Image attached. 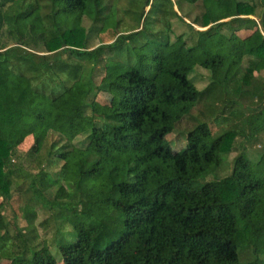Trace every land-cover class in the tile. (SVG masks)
Segmentation results:
<instances>
[{
  "label": "trees",
  "instance_id": "obj_1",
  "mask_svg": "<svg viewBox=\"0 0 264 264\" xmlns=\"http://www.w3.org/2000/svg\"><path fill=\"white\" fill-rule=\"evenodd\" d=\"M116 1L0 0V258L55 264L24 239L9 252L1 214L13 189L42 199L55 187L52 217L74 238L58 245L62 264H264V141L256 159L243 155L264 133V0H146L122 12L124 33ZM180 1L200 14L185 23ZM84 17L109 43L85 47ZM172 20L185 31L170 40ZM198 57L202 89L189 77ZM106 90L110 106L90 100ZM201 99L213 119L192 115ZM186 117L173 150L166 136ZM216 122L228 128L214 133ZM27 136L35 173L15 160ZM237 148L228 175L205 180Z\"/></svg>",
  "mask_w": 264,
  "mask_h": 264
},
{
  "label": "rangeland",
  "instance_id": "obj_2",
  "mask_svg": "<svg viewBox=\"0 0 264 264\" xmlns=\"http://www.w3.org/2000/svg\"><path fill=\"white\" fill-rule=\"evenodd\" d=\"M114 1V0H113ZM146 0H117V8L120 10L119 13V24L116 28V33H124L130 29L133 21L131 20V15H125V9H131L130 5L133 7L132 10H135L137 7H142ZM178 1V0H176ZM251 3H255L257 7L256 0H245ZM130 3V4H129ZM200 4L196 3L195 5H188L184 2H179V6H174V10H177V14L183 18L185 23H189L193 18L200 14L199 10ZM147 10V8L145 9ZM256 13H259V10H256ZM171 22V32L169 33L170 40H173L174 36L185 31V28L179 23L178 20H172ZM257 22V21H256ZM81 27L84 32L82 33L83 44H86V48L91 50L100 44H107L109 40L104 36H96L94 32H90V21L87 18H82L80 22ZM264 25V21H263ZM194 29H199L194 26ZM248 33H238L237 35L240 38H244ZM4 43L9 46L12 41L8 40L7 37H3ZM42 48V47H40ZM39 48V49H40ZM42 54V53H40ZM54 53L44 54L45 56H51ZM199 66H197L192 73H190L189 77L191 81L195 84L198 89H202L206 83L208 82V72L204 69L206 66V62L203 58L198 57ZM103 75V67L102 64L95 66L90 74V79L92 83L96 86L99 82V79ZM256 76V74H254ZM261 77H264L263 73H260ZM53 83H58V79L52 78ZM90 100L93 102L110 106L115 98L113 93L110 90L106 91H94L93 94L90 95ZM88 100V101H90ZM245 101V100H244ZM247 102H251L250 100H246ZM248 102V103H249ZM244 103V102H243ZM246 103V102H245ZM205 105H210L211 108L216 109V104L213 105L209 100L205 102V100H200L198 104L195 106V109L191 112L192 115H197L202 117V119H213L214 115L209 116L208 107ZM193 125V121L190 117H186L183 120H180L175 126L174 131L166 136V140L171 142V149L179 150L183 147L185 142L186 135L184 134L191 126ZM212 131L215 133L220 132L228 128V125H224L222 122H216L211 125ZM264 141V133L259 136L258 144L249 145L246 144L244 147L243 155L249 160H254L258 156V152L260 149V145ZM32 144V138L27 136L23 142L16 149L15 160L19 162L20 167L24 171H29L31 173H35L37 171L36 165L32 158H26L25 153L30 148ZM239 148L232 151L230 154L220 156L221 162L219 167L213 172V174L208 175L205 180H211L215 178H223L228 175L230 172V168L232 165V160L235 155L239 153ZM44 171L45 168H42ZM56 172V170H48L46 173ZM200 180V179H199ZM197 181L198 184L201 181ZM55 187L50 190L42 191L41 196L42 199L35 198L30 191L27 189L20 194V192L13 189L11 191V199L7 202L2 201L1 206V214L3 215L5 221L7 222L8 227V237L10 242L8 246H10L11 253H16L20 250V240L24 239L27 242H24L26 248L37 249L42 246H46L50 252V255L55 261V264H62L60 255L58 252V245L61 242H71L74 240L73 236L70 235L72 233V228L67 223L63 222L59 219H53V213L55 212V208L50 207V203L53 201ZM1 201V200H0ZM30 207L31 213H26L25 206ZM42 205V206H41ZM44 205V206H43ZM33 214L32 223H28V219ZM23 245V244H22ZM8 253V252H7ZM6 253V254H7ZM30 255V250L29 254ZM8 260L4 258H0V264H7Z\"/></svg>",
  "mask_w": 264,
  "mask_h": 264
}]
</instances>
